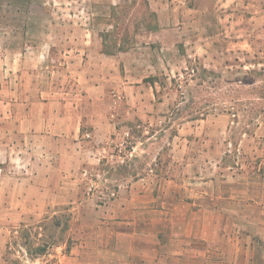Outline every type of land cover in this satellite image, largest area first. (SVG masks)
<instances>
[{
    "label": "crops",
    "instance_id": "1",
    "mask_svg": "<svg viewBox=\"0 0 264 264\" xmlns=\"http://www.w3.org/2000/svg\"><path fill=\"white\" fill-rule=\"evenodd\" d=\"M36 7L18 22L0 21V264L11 230L36 225L42 232L65 207L82 227L72 253H99L98 264H207L206 242L219 252V264H254L256 241L264 242V179L255 181L250 167L227 176L234 168L219 164L218 180L199 182H187L190 165L178 176L174 165L147 168L132 180L112 179L121 188L109 206L85 189V170L104 162L113 173L157 139L154 127L175 108L159 97L169 89L160 77L192 60L211 66L215 44L166 43L164 34L175 29L159 24L112 53L95 26L58 25L47 7ZM209 118L183 124V134L167 136L169 146L177 139L184 153L191 150L189 138L199 136L194 124L214 126ZM200 141L203 158L214 142L222 152L221 139Z\"/></svg>",
    "mask_w": 264,
    "mask_h": 264
},
{
    "label": "rangeland",
    "instance_id": "2",
    "mask_svg": "<svg viewBox=\"0 0 264 264\" xmlns=\"http://www.w3.org/2000/svg\"><path fill=\"white\" fill-rule=\"evenodd\" d=\"M36 6L47 7L52 12L50 19L58 25L78 21L95 26L107 39L105 50L112 53L131 46L136 35L143 36L147 28L159 24L175 29L164 34L166 43L180 39H185L186 43L208 39L216 46L214 50L218 57H214L211 66L192 60L189 68L176 75L170 73L160 77V85L174 91L167 95L169 89H162L159 95L165 100L168 96L175 103L171 119L160 120L154 127L159 132L157 139L144 142L136 159L128 154L127 161L120 162V168L115 166L113 173L107 171L113 164L101 163L97 169L107 182L98 184L100 193L113 188L120 193V184L113 183L116 179L132 180L147 168L156 171L168 164L176 167L177 176L184 166L190 165L192 173L187 176V182H199L200 178L218 180L219 170L214 169L219 164L234 168L227 170V176L233 170L238 172L237 168L250 167L255 181L264 179V0H0V21L23 20L26 14L38 12ZM179 45L183 47L181 54H185L189 48L180 42ZM207 118L212 119L214 126L207 122L208 126L197 130V124H194L193 135L199 136L189 138L187 144L191 150L184 153L185 143L177 139L169 146L168 135L171 138L175 133L179 137L184 133L183 124L207 121ZM200 136L221 139L222 152L214 142L208 157L203 158L200 151L204 142L200 141ZM131 146L127 144L125 149L129 150ZM130 159L133 164L129 163ZM206 167L210 169L208 173L201 174ZM95 201L100 206H109L113 202ZM60 215V226H55L52 219L47 220L42 224V232L36 225L22 228L19 233L11 230V247L3 256L4 263L98 264L102 256L99 253L88 249L80 254L72 253L82 241L77 237L78 229L82 227L73 221L68 208H62ZM23 234H28L27 240ZM205 244V262L219 264V252L208 242ZM45 246V255L31 257L27 253ZM253 258L254 264H264L262 240L256 241Z\"/></svg>",
    "mask_w": 264,
    "mask_h": 264
},
{
    "label": "built area",
    "instance_id": "3",
    "mask_svg": "<svg viewBox=\"0 0 264 264\" xmlns=\"http://www.w3.org/2000/svg\"><path fill=\"white\" fill-rule=\"evenodd\" d=\"M83 177L86 192L91 198L108 203L109 201H114L118 197L119 190L117 188L107 189L105 193H100L99 189L97 188L98 184L100 182H107V179L103 178V175L100 173V171L96 170L91 172L85 170L83 172Z\"/></svg>",
    "mask_w": 264,
    "mask_h": 264
},
{
    "label": "trees",
    "instance_id": "4",
    "mask_svg": "<svg viewBox=\"0 0 264 264\" xmlns=\"http://www.w3.org/2000/svg\"><path fill=\"white\" fill-rule=\"evenodd\" d=\"M54 223H55V226H60V221L58 222V221H56V220H54ZM43 229H44V227H43ZM23 237L27 240V238H28V234H23ZM10 247H11V244H10V242H9V244H8V249H7V251L9 252V250H10ZM46 251H47V247L45 246V247H43V248H40V249H38V250H35V251H33V252H30V251H27V253L31 256V257H33V256H35V255H45L46 254Z\"/></svg>",
    "mask_w": 264,
    "mask_h": 264
}]
</instances>
